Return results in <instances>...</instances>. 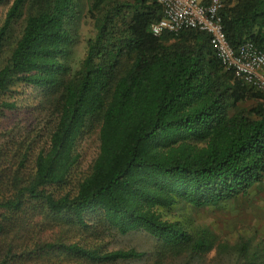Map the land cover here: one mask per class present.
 <instances>
[{
    "label": "trees",
    "instance_id": "16d2710c",
    "mask_svg": "<svg viewBox=\"0 0 264 264\" xmlns=\"http://www.w3.org/2000/svg\"><path fill=\"white\" fill-rule=\"evenodd\" d=\"M25 7L22 34L0 63V119L31 86L45 96L47 120L0 133V264H39L52 252L81 264L143 258L108 249V230L149 234L161 259L215 250L219 237L178 211L264 181V93L227 69L206 32L154 35L156 0H91L96 33L78 66L80 0H13L0 57ZM222 16L233 48L252 42L264 52V0H226ZM94 127L98 154L77 175L79 140ZM237 250L243 264L264 260V242Z\"/></svg>",
    "mask_w": 264,
    "mask_h": 264
},
{
    "label": "rangeland",
    "instance_id": "374dc122",
    "mask_svg": "<svg viewBox=\"0 0 264 264\" xmlns=\"http://www.w3.org/2000/svg\"><path fill=\"white\" fill-rule=\"evenodd\" d=\"M12 3L13 0H6L0 4V29ZM80 4L82 18L79 25L80 44L74 57L76 66L81 63L85 55L88 39L94 37L96 33L95 21L89 12L91 0H80ZM26 16L27 7L22 10L19 19L12 24L9 30L10 33L1 50V64L20 38ZM14 97L18 102V109L7 111L0 119V133L5 134L7 131H16L19 128L20 130L26 128L29 130L33 126L42 124L45 119L47 120L45 96L39 88L20 87ZM254 105L256 103L250 101L242 106L250 108ZM78 151L81 158L76 174L87 175L99 151L98 127H94L81 137ZM178 212L191 216L196 226L212 230L219 237L217 248L202 258L161 259L157 252L158 242L143 231L119 234L116 231L108 230L102 236V243L108 249L135 248L144 253L143 258L124 264H243V260L241 261L237 252L239 244L249 242L253 249L259 243L264 242V181L253 187L246 196L205 208H195L185 204L181 205ZM81 263L72 261L63 254L53 252L44 255L39 261V264ZM261 263L264 264V260L258 258L256 264Z\"/></svg>",
    "mask_w": 264,
    "mask_h": 264
},
{
    "label": "built area",
    "instance_id": "2783aa9c",
    "mask_svg": "<svg viewBox=\"0 0 264 264\" xmlns=\"http://www.w3.org/2000/svg\"><path fill=\"white\" fill-rule=\"evenodd\" d=\"M162 17L152 25L154 35L182 29L206 32L227 69L244 76L248 85L264 93V52L252 42L233 48L224 31L222 11L226 0H156Z\"/></svg>",
    "mask_w": 264,
    "mask_h": 264
}]
</instances>
